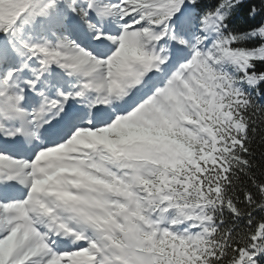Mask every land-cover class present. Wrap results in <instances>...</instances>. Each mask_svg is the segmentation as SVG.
Listing matches in <instances>:
<instances>
[{
    "label": "snow or ice",
    "instance_id": "snow-or-ice-1",
    "mask_svg": "<svg viewBox=\"0 0 264 264\" xmlns=\"http://www.w3.org/2000/svg\"><path fill=\"white\" fill-rule=\"evenodd\" d=\"M0 264H264V0H0Z\"/></svg>",
    "mask_w": 264,
    "mask_h": 264
},
{
    "label": "trees",
    "instance_id": "trees-1",
    "mask_svg": "<svg viewBox=\"0 0 264 264\" xmlns=\"http://www.w3.org/2000/svg\"><path fill=\"white\" fill-rule=\"evenodd\" d=\"M248 2H250V0H246V3H248ZM257 2H258V0H257ZM240 21H241V25L245 24L244 22L251 23V21H244L242 19Z\"/></svg>",
    "mask_w": 264,
    "mask_h": 264
}]
</instances>
